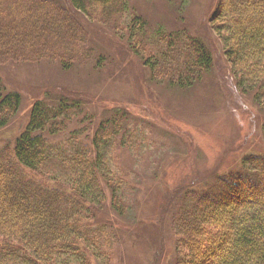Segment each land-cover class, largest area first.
<instances>
[{
  "label": "trees",
  "instance_id": "1",
  "mask_svg": "<svg viewBox=\"0 0 264 264\" xmlns=\"http://www.w3.org/2000/svg\"><path fill=\"white\" fill-rule=\"evenodd\" d=\"M66 1L83 14L109 8L112 14L107 16L121 20V0ZM48 3L0 0V64L52 57L65 63L72 60L67 55L72 46L84 45L81 15L76 20L65 17L60 7L65 1L60 0L56 9L63 17H55L45 8ZM35 6L49 15L28 23L25 14L33 13ZM144 28L141 20H130L127 43L155 83L189 89L209 70L205 45L183 34L165 36L163 28L149 36L159 47L149 55V64L143 61L145 48L137 33ZM210 28L223 45L238 88L264 109V0H219ZM21 31L28 33L25 40ZM54 102L51 107L34 103L25 130L14 143L0 147V264H90L91 258L108 264L100 238L105 235L108 240L112 226H97L100 222L94 216L98 208H109V199L123 215L128 184L111 164V151L130 152L129 140L137 138L136 130L110 118L91 131L83 129L93 119L84 114L79 100ZM19 106L18 94L7 92L0 81V128L17 116ZM107 112L113 117L119 110ZM243 158L238 169L212 175L210 185L179 187L178 194L174 192L179 202L172 222L178 236L174 264H264V154L251 152ZM100 178L110 195L101 190ZM5 184L14 196L2 194ZM220 208L223 214L215 212ZM203 215L207 218L199 219ZM13 216L16 222L6 220ZM194 223L205 230L187 233L185 224Z\"/></svg>",
  "mask_w": 264,
  "mask_h": 264
},
{
  "label": "rangeland",
  "instance_id": "2",
  "mask_svg": "<svg viewBox=\"0 0 264 264\" xmlns=\"http://www.w3.org/2000/svg\"><path fill=\"white\" fill-rule=\"evenodd\" d=\"M62 1L65 17L76 20L83 15L89 23L80 21L85 29L86 40H81L84 45L72 46L67 51L72 60L65 63L52 57L30 63L9 62L0 68V81L6 91L20 97L17 116L0 128V144L18 137L27 125L33 104L43 101L44 96H48L50 105L64 98L79 100L84 114L93 119L91 124L85 122L83 129L91 131L109 118L135 129L137 138L129 140L130 152L116 148L111 151V164L118 177L127 181L128 193H124L123 215L113 208L111 199L109 208H98L94 216L100 222L97 226H112L108 229L112 230L109 241L104 240L105 235L100 241L108 264H125L126 248H132L133 264H174L178 253V236L172 227L179 207L176 190L210 185L212 175L238 169L247 154H264V109L240 91L223 56V45L210 28L219 0H121V20L117 21L107 16L112 14L109 8L108 12L83 14ZM49 2L45 5L53 11L49 13L62 18V12L56 9L60 0ZM35 8L33 13L25 14L28 23L49 15L43 8ZM134 18L145 24V32L137 33V37L142 35L145 48L143 61L149 64V55L157 50L155 46L159 47L149 36L163 28L168 35L183 34L205 45L210 53L209 70L191 82L189 89L155 83L127 43L126 27ZM27 34L21 31V38L25 40ZM156 61L160 62L159 58ZM172 63L178 67L175 61ZM114 110L119 113L112 117L107 111ZM138 142L142 146L136 150ZM99 184L104 195H110L102 178ZM3 187L6 196L9 186ZM215 212L223 214L225 210ZM206 218L203 215L199 219ZM6 220L14 223L17 218ZM197 224H185V231L190 234L199 230L201 225ZM222 230L226 232L225 227ZM200 239L198 236L196 241ZM105 263L103 259L90 261Z\"/></svg>",
  "mask_w": 264,
  "mask_h": 264
},
{
  "label": "bare ground",
  "instance_id": "3",
  "mask_svg": "<svg viewBox=\"0 0 264 264\" xmlns=\"http://www.w3.org/2000/svg\"><path fill=\"white\" fill-rule=\"evenodd\" d=\"M3 65L4 64H0V68H2ZM96 92H98V90ZM130 255H131V251H130V249H128V251L126 253V257H125V264H133V259L130 257Z\"/></svg>",
  "mask_w": 264,
  "mask_h": 264
}]
</instances>
